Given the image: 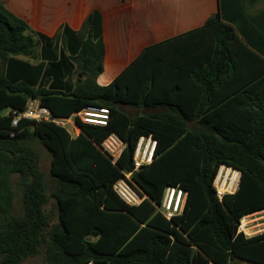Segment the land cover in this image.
Returning <instances> with one entry per match:
<instances>
[{
	"label": "trees",
	"instance_id": "1",
	"mask_svg": "<svg viewBox=\"0 0 264 264\" xmlns=\"http://www.w3.org/2000/svg\"><path fill=\"white\" fill-rule=\"evenodd\" d=\"M104 58L98 13L80 31L64 26L49 38L0 0V264H264V232L238 233L245 216L264 211V59L219 13L145 49L106 86L98 83ZM29 99L61 118L107 107L111 120H76V137L53 123L13 127ZM111 133L126 144L115 163L97 147ZM150 135L155 158L135 171L138 141ZM37 146L51 156L49 179ZM222 163L242 178L219 201L212 183ZM127 173L149 198L139 206L113 191ZM168 186L188 193L171 220L155 206Z\"/></svg>",
	"mask_w": 264,
	"mask_h": 264
},
{
	"label": "crops",
	"instance_id": "2",
	"mask_svg": "<svg viewBox=\"0 0 264 264\" xmlns=\"http://www.w3.org/2000/svg\"><path fill=\"white\" fill-rule=\"evenodd\" d=\"M1 1L10 12L26 20L34 32L49 38L55 37L64 26L80 31L88 17L98 13L105 42L104 70L98 78L102 86L119 77L145 49L202 27L216 13L235 29L250 50L264 59V0ZM189 41L186 36L176 45ZM127 107L121 109L130 114ZM248 216H255L250 221H258L249 226L250 230L264 226V211ZM263 232L261 228L250 233V237Z\"/></svg>",
	"mask_w": 264,
	"mask_h": 264
},
{
	"label": "built area",
	"instance_id": "3",
	"mask_svg": "<svg viewBox=\"0 0 264 264\" xmlns=\"http://www.w3.org/2000/svg\"><path fill=\"white\" fill-rule=\"evenodd\" d=\"M12 120V126L17 127L22 119L35 123H53L65 128L73 137L81 133V128L76 120L83 124L106 127L111 120V113L107 107L88 106L85 109L73 114L70 118H61L55 116L52 111L41 105L39 99H29L26 109L23 113L17 114ZM68 126H71L68 129ZM158 141L152 136H141L134 153V169L140 170L143 166L152 164ZM125 142L117 133L109 134L98 149L109 157L112 163H115L125 149ZM242 172L232 165L222 163L219 165L216 175L213 179V189L219 201H222L228 195H234L238 192L241 184ZM113 191L125 204L129 206H139L148 196L132 180V173H127L113 185ZM188 193L179 186H168L164 191L163 198L159 204H155L156 209L167 220L174 216L181 215L187 202ZM255 216H246L241 220L238 226V233H243L250 237L249 226L258 222ZM88 264H95L90 262Z\"/></svg>",
	"mask_w": 264,
	"mask_h": 264
},
{
	"label": "rangeland",
	"instance_id": "4",
	"mask_svg": "<svg viewBox=\"0 0 264 264\" xmlns=\"http://www.w3.org/2000/svg\"><path fill=\"white\" fill-rule=\"evenodd\" d=\"M126 109L133 116L149 112V111H146V110H139V109H134V108H130V107H127ZM152 111H155V110H152ZM70 127L71 126H68V129H70ZM37 147H38L40 155H41V167H42L43 171L45 172V174L47 175V177L49 179L50 178L49 177V170H50L51 156H50L49 152L44 149V147H42V146H37ZM48 207L52 208L53 211L56 213L55 202H54L53 199L50 200V204H49ZM55 221H56V215H55ZM261 228L263 229L264 226L258 227L256 229L249 230L247 232L248 233H252L254 231L260 230ZM23 264H45V263L43 262V258L42 257H37V258H34V259L26 260ZM234 264H254V263L236 261Z\"/></svg>",
	"mask_w": 264,
	"mask_h": 264
}]
</instances>
